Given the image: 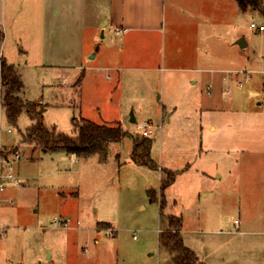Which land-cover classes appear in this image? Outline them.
Returning a JSON list of instances; mask_svg holds the SVG:
<instances>
[{
  "label": "rangeland",
  "instance_id": "374dc122",
  "mask_svg": "<svg viewBox=\"0 0 264 264\" xmlns=\"http://www.w3.org/2000/svg\"><path fill=\"white\" fill-rule=\"evenodd\" d=\"M198 1L208 12L207 23L199 26L198 60L215 68V84L209 92L203 88L200 98L173 92L160 71L149 77L130 73L135 77L118 87L101 70H90L101 58L94 56L103 46L101 31L95 41L86 38L82 66L86 74L76 86L61 65H40L39 41H32V31L20 44L11 45L8 35L5 54L20 62L24 83L17 94L35 102L46 126L73 134L75 124L86 118L98 124L117 123L126 135L118 141H101L89 153L46 150L27 139L26 128L35 120L25 110L15 124L8 122L0 83V148L7 154L20 152L15 171L26 179L20 186H9L26 190L23 196L0 199L6 217L0 220L4 230L0 264L15 258L36 264V257H46V243L54 253L57 248L64 253L62 264H172V254L159 240V233L169 228L170 216L182 217V241L203 263H232L235 219L240 214H264V29L249 25L264 24V0L261 8L245 11L236 0ZM12 13L6 9L9 24ZM23 46L29 49L27 64L19 51ZM204 49L209 51L207 57ZM159 52L161 46L152 63L158 61ZM243 70L251 72L249 78L238 73ZM143 121L157 127L146 136L151 140L153 167L131 159L134 140L145 137ZM22 161L25 168L29 166V176L20 172ZM167 169L173 174L184 171L162 190L161 174L165 178ZM12 206L30 219L17 220L20 211ZM54 216L67 219V226L50 227ZM70 225L73 228L66 231ZM109 227L114 234L108 233Z\"/></svg>",
  "mask_w": 264,
  "mask_h": 264
},
{
  "label": "crops",
  "instance_id": "0c3cea01",
  "mask_svg": "<svg viewBox=\"0 0 264 264\" xmlns=\"http://www.w3.org/2000/svg\"><path fill=\"white\" fill-rule=\"evenodd\" d=\"M7 8L13 11L10 24L9 16L6 15ZM203 9L198 0H0V30L3 34L0 56L14 64L22 80L20 62L10 57L9 53L5 54L8 35L11 45L15 42L20 44L26 32L32 31V41H39L42 57L40 65H61L62 69L69 71L70 78L76 86L86 74L85 69L82 68L85 61L86 38L95 41L101 31L103 46L94 55L100 54L101 58L97 65L90 66V70L98 73L101 70L104 72V77L112 80L118 87H122L129 76L135 77V74L129 75L130 73L139 71L142 76L149 77L153 71L155 73L160 71L162 78L167 79L173 92L181 96L196 95V98H200L203 88L209 92L215 84L214 66L207 60L202 63L198 60L199 26H204V22L207 23L208 20V12L202 11ZM178 10L181 13L176 14ZM11 27L14 31L10 30ZM115 28H123V31L117 34L120 35L117 40L111 35L112 32L115 33ZM206 39L207 33L204 31L201 39L203 44ZM160 46L159 59L152 63L151 59ZM22 48L23 50L19 51L24 64H27L29 49L24 46ZM166 48L168 52L164 51ZM203 53L206 57L209 55L207 49H204ZM137 60L141 62L136 63ZM34 64L37 65L39 62ZM233 71L236 72L237 69ZM80 74L81 77L78 79ZM22 88L18 93H22ZM23 99L35 103L24 97ZM44 105L46 106L47 103ZM163 105L165 107V104ZM176 108L177 106L173 107V110ZM38 114L43 122V115L40 112ZM210 128L214 130L215 126L211 124ZM3 151L7 153L6 150ZM24 165L22 161L20 172L29 176V166L25 168ZM157 168L160 169L159 166ZM162 169L163 167L160 170ZM183 171L184 169L181 171L177 169L173 181ZM161 176L160 180L165 175L161 174ZM25 193L26 190H13L8 186L7 190L0 194V199L11 196L18 198ZM261 196L264 199V190ZM262 202L264 209V201ZM2 207L8 209L6 206L2 205ZM15 211H20L16 216L17 220L30 219L25 211L19 208H15ZM2 216L6 218L4 210L2 212L0 210V220ZM235 220L238 222L235 227L234 221L237 230L231 231L234 247L231 264H264V214L261 216L240 214ZM41 228L45 230L48 227L41 225ZM71 228L72 225L65 230ZM181 229L182 217L180 232ZM95 242H98L97 238ZM189 248L194 251L193 248ZM44 249L46 257L43 255L40 260L36 257L34 259L36 264H43V259L53 260L51 264L63 263H59L64 256L59 248L54 253L46 243ZM23 254L21 253L22 257ZM197 258L200 260L198 256ZM9 264H24V261L15 258Z\"/></svg>",
  "mask_w": 264,
  "mask_h": 264
},
{
  "label": "trees",
  "instance_id": "16d2710c",
  "mask_svg": "<svg viewBox=\"0 0 264 264\" xmlns=\"http://www.w3.org/2000/svg\"><path fill=\"white\" fill-rule=\"evenodd\" d=\"M239 8L243 11L248 7L261 8L262 0H236ZM3 34L0 32V42ZM81 74L78 79H80ZM0 83H1V106L9 123L15 124L19 114L26 111L35 121L27 128V139L41 144L50 150H66L70 153H89L101 143V141H118L126 135V131L117 123L98 124L85 118H81L80 124H75L74 133L68 134L57 131L53 126L47 127L39 110L35 111V103L24 101L17 93L22 88L23 82L15 69L14 64L0 56ZM74 121V120H72ZM150 138L142 137L134 140L131 159L139 164L153 167L151 163L149 148ZM4 152V151H3ZM5 153V152H4ZM166 177L161 180L162 190L168 186L174 178L171 171H166ZM152 194L151 199H154ZM181 217L170 216L169 228L159 233V240L172 254V264H205L198 260L195 252L186 247L180 235Z\"/></svg>",
  "mask_w": 264,
  "mask_h": 264
},
{
  "label": "built area",
  "instance_id": "2783aa9c",
  "mask_svg": "<svg viewBox=\"0 0 264 264\" xmlns=\"http://www.w3.org/2000/svg\"><path fill=\"white\" fill-rule=\"evenodd\" d=\"M251 28H255L258 31H261L264 29V24H256L255 22L249 23ZM123 31V28H115V33H121ZM238 73L241 74L242 78H249L251 75V72L248 70L238 71ZM242 78L239 79L238 84L242 85ZM142 124L144 125V128L142 130L143 136H150L155 133V127L154 124H152L149 121H143ZM10 131V128L8 129ZM1 147V146H0ZM74 155V153H72ZM20 159H22V155L19 151H15L12 153H4L2 148H0V192L4 191L8 186L14 185V186H20L25 182V179L21 177L16 171H15V162H18ZM11 201V200H10ZM237 220H235V227H237ZM68 220L63 218H58L54 216L50 222V227H65L67 226ZM4 230L2 227H0V237L3 235ZM109 234H114V229L109 227L108 228Z\"/></svg>",
  "mask_w": 264,
  "mask_h": 264
},
{
  "label": "water",
  "instance_id": "95a60500",
  "mask_svg": "<svg viewBox=\"0 0 264 264\" xmlns=\"http://www.w3.org/2000/svg\"><path fill=\"white\" fill-rule=\"evenodd\" d=\"M131 121H135V117L131 114V118H130Z\"/></svg>",
  "mask_w": 264,
  "mask_h": 264
}]
</instances>
